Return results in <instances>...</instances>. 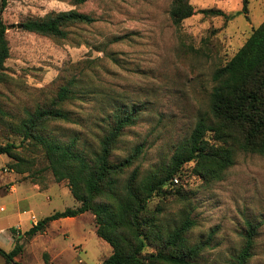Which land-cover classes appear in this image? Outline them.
Segmentation results:
<instances>
[{
  "label": "rangeland",
  "instance_id": "obj_1",
  "mask_svg": "<svg viewBox=\"0 0 264 264\" xmlns=\"http://www.w3.org/2000/svg\"><path fill=\"white\" fill-rule=\"evenodd\" d=\"M188 1L195 13L176 27L169 17L173 0H6L1 18L9 57L0 80V145L13 143L15 149L14 157L0 154V229L28 230L31 216L37 221L78 205L68 180L56 181L48 168L42 145L17 130L29 112L51 107L61 86L71 87L69 98L57 105L68 119L44 121L37 133L72 143L90 163L115 118L134 115L109 157L119 163L139 147L116 177L119 190L132 174L139 186L165 173L197 120L211 121L213 73L264 20V0H248L245 10L241 0ZM71 9L95 21L64 25L63 38L21 28L28 18ZM180 173L178 185L167 184L147 201L155 227L146 229L143 254L160 247L158 236L188 218L194 225L185 234L187 243L208 242L197 264H228L243 247L250 223L255 232L247 264H264V156L237 151L213 181L198 177L193 162ZM18 243L19 264H43L44 254L53 251H62L57 264H101L111 253L95 233L91 212L49 224L46 234L23 236ZM0 248L10 251L13 245L6 246L0 235ZM0 264H5L1 255Z\"/></svg>",
  "mask_w": 264,
  "mask_h": 264
},
{
  "label": "trees",
  "instance_id": "obj_2",
  "mask_svg": "<svg viewBox=\"0 0 264 264\" xmlns=\"http://www.w3.org/2000/svg\"><path fill=\"white\" fill-rule=\"evenodd\" d=\"M75 4L87 0H71ZM246 9L248 0H241ZM6 0H0V80L4 75V63L9 57L6 39L7 25L1 13ZM199 12L221 14L220 10L200 9ZM195 10L188 0H173L169 17L174 26L193 15ZM95 19L71 9L52 13L44 18H28L21 23L22 30L41 35L63 38L64 25L68 23L90 24ZM215 85L210 94V116H201L194 125L189 138L173 154L170 167L161 175L150 178L141 185H135L132 174L123 187H116V177L131 165L139 147L120 161L112 163L111 150L121 131L134 121L132 113L115 118L114 125L100 142V150L94 163L88 162L72 143L64 144L37 133L44 121L67 120L65 111L57 107L69 98L70 84L61 86L53 105L37 108L21 120L19 133L23 139L37 140L45 151L48 168L56 181L68 180L70 192L78 203L76 207H66L54 211L37 220L26 230L24 236H33L46 231L49 224L57 219L76 217L91 212L95 221V233L108 243L111 253L101 264H197V257L207 246L203 241L190 245L186 232L194 225L192 219H185L165 237H159L161 246L143 254L147 238L146 229L155 227L147 216V201L154 191L167 184L176 186L174 179L181 180V169L185 163L193 162L194 173L205 181L220 179L224 171L233 163L237 151L264 156V20L255 28L238 48L235 54L212 76ZM211 133V139L207 137ZM13 143L0 145V154L14 157ZM245 242L241 250L228 264H247L251 257L252 238L255 226L249 223ZM14 246L10 251L0 248L5 264H19L15 260L22 251L15 229H11ZM43 264H52L48 254H44Z\"/></svg>",
  "mask_w": 264,
  "mask_h": 264
},
{
  "label": "crops",
  "instance_id": "obj_3",
  "mask_svg": "<svg viewBox=\"0 0 264 264\" xmlns=\"http://www.w3.org/2000/svg\"><path fill=\"white\" fill-rule=\"evenodd\" d=\"M22 214H23V212L19 214V217H21ZM81 215H82V214H81ZM76 218H77V216H76V217L60 218V219H57V220L52 221L50 224L55 223V222H59V221L62 220V219L75 220ZM19 222H22V220L20 219ZM35 222H36V219H35ZM35 222H32V224L35 223ZM12 228H13V227L9 228V234L7 233L6 229H3V228L0 229V235L2 236L4 242H6V246H10V245H13V246H14V242H15V241H14V237H13V234H12V231H11ZM14 229H15V228H14ZM15 230H16V235H18V236H22L23 233H24L27 229L22 230L21 227H17ZM5 233H7V235H5ZM43 234H46V231H44ZM23 236H24V235H23ZM10 250H11V249H10ZM61 255H62V251H56V252L53 251V252L51 253V255L49 256V258H50V262H51L52 264H57V263H56V260L59 259V258L61 257ZM15 260H16V261H19V256H16V257H15Z\"/></svg>",
  "mask_w": 264,
  "mask_h": 264
},
{
  "label": "built area",
  "instance_id": "obj_4",
  "mask_svg": "<svg viewBox=\"0 0 264 264\" xmlns=\"http://www.w3.org/2000/svg\"><path fill=\"white\" fill-rule=\"evenodd\" d=\"M173 181H174V183H177V182H178V180H177L176 178H175ZM35 219H36V218H35L34 216H31V220H32V222H35ZM35 223H36V222H35Z\"/></svg>",
  "mask_w": 264,
  "mask_h": 264
}]
</instances>
